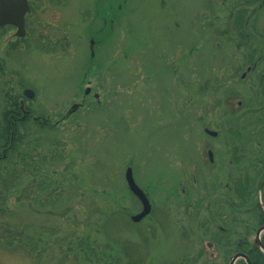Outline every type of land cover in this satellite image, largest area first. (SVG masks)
Wrapping results in <instances>:
<instances>
[{"label":"rangeland","instance_id":"rangeland-1","mask_svg":"<svg viewBox=\"0 0 264 264\" xmlns=\"http://www.w3.org/2000/svg\"><path fill=\"white\" fill-rule=\"evenodd\" d=\"M51 1L39 0L34 14L56 39L55 52L39 50L42 31L31 16L30 39L13 40L20 48L12 54L4 43L13 31L1 35L0 128L13 98L48 123L28 117L16 151L23 169L18 156L1 168L7 184L18 182L0 206V224L24 234L21 244L0 243V264H222L194 249L200 217L183 201H199L206 184L224 185L230 161L264 164L262 0L245 8L241 0ZM97 12L109 20L100 33ZM86 76L90 83L81 84ZM74 104L83 108L62 122ZM3 144L0 131V153ZM129 168L152 208L137 225L129 220L141 209L124 182ZM253 171L242 176L258 183L264 165Z\"/></svg>","mask_w":264,"mask_h":264},{"label":"flooded vegetation","instance_id":"flooded-vegetation-1","mask_svg":"<svg viewBox=\"0 0 264 264\" xmlns=\"http://www.w3.org/2000/svg\"><path fill=\"white\" fill-rule=\"evenodd\" d=\"M63 0H52L50 4L52 6H59ZM254 0H246L245 4H241L240 6L252 7L254 5ZM28 4V13L24 18V36L22 38H16V30L13 27H2L0 28V45H1V35L6 36L9 31H13V33L6 38L5 40V49L7 52L13 53L15 50L16 43H12L13 40L16 41H24L30 39L28 33L29 27V17L31 18V23H35L36 25H40V21L38 17L34 14L35 9L39 6V0H27ZM104 4V2H103ZM261 5H264L263 1ZM108 11V8H107ZM106 12V11H105ZM104 12V13H105ZM108 15L106 12L105 16ZM238 14L234 13L236 17ZM98 12L96 13V19L101 20L102 29H99V33L102 32L105 28H109V20L105 17H98ZM98 20V21H99ZM245 25V22L243 20ZM98 26V25H97ZM42 34L37 36L36 42L38 44H44L40 46V51L53 53L56 51V39L50 38L47 36L49 33H44L46 31L45 25L43 27L39 26ZM47 41V42H46ZM52 41V42H51ZM93 42V41H90ZM23 43V42H22ZM94 44V43H93ZM93 44L90 46V56L93 57ZM20 44H17L16 50ZM30 45V44H29ZM23 51H28V44H24ZM247 72H251V69H247ZM259 84L264 79V75L261 74L258 76ZM81 82L82 84H89L90 82L84 77ZM85 90V89H84ZM84 90H80L81 94L84 93ZM23 93V92H22ZM95 97V95L93 96ZM92 97V98H93ZM98 100V97H95ZM20 116L16 117V115L12 114L8 116V120L10 122L11 128L13 127L14 122H21L26 117H31V113L25 105L23 101L18 103ZM11 111L8 109L6 113H10ZM32 121H35L36 118L31 117ZM42 124H45L42 122ZM207 130H204V133ZM12 131H10V141H11ZM217 133L215 137H209L210 139H217ZM10 145V143H9ZM8 145V147H9ZM8 149L2 147L0 153V159H4L5 152ZM211 154V161L208 154ZM241 153H239L238 158H244ZM241 158V159H242ZM207 160L210 166H214V155L211 151H207ZM236 163L232 161L228 162V167L224 168L225 174H228L226 178V182L224 185L219 182L215 185L206 184L204 189L198 190L205 194L202 196L196 195L199 201L192 202L187 201L186 199L183 201V205L185 209L189 212L196 213L200 217V221H197V227L200 232V240H202L199 244L196 243L194 249L198 245H201L200 250H208L209 252H214L211 259L212 262H220L222 264H231L233 262V257L236 255L244 256L248 259L250 264H264V173H262L261 180L256 183L252 181L251 178H247L246 176H242V170H247L249 175H254L253 169L259 165L263 166V163H252L251 162H238L237 166H241V170L236 166ZM216 164V162H215ZM223 165V164H222ZM235 165V169L233 168ZM263 169V168H262ZM260 169V170H262ZM223 170V169H222ZM258 170L255 174V180L257 178ZM229 171V172H227ZM246 175H248L246 173ZM248 175V176H249ZM188 182H190L189 178H186ZM192 185L196 187L198 185L195 179L191 180ZM248 185L247 193H243L240 189V185ZM183 185L180 184V186ZM221 185H223L221 187ZM254 185V186H253ZM189 188V186H188ZM187 187H181L180 192L182 197H187L188 199V189ZM195 191H197L195 189ZM207 192V193H206ZM195 211V212H194ZM195 214V215H196ZM190 244V243H186ZM215 253L218 256H215ZM197 262L184 260L179 264H192ZM215 264V263H210ZM233 264H247V261L243 259V257L234 261Z\"/></svg>","mask_w":264,"mask_h":264},{"label":"trees","instance_id":"trees-1","mask_svg":"<svg viewBox=\"0 0 264 264\" xmlns=\"http://www.w3.org/2000/svg\"><path fill=\"white\" fill-rule=\"evenodd\" d=\"M241 2L243 4H245V0H241ZM236 9L239 10L240 6H236ZM240 11V10H239ZM237 18H236V25L237 27H239V29H242V26H244L243 23V16L239 14V12H237ZM12 102L9 101V110L11 111L10 113H5L3 114V119H2V127L0 128L1 131V140L4 143L3 144V148L8 149L7 152H5V157L4 159H0V206L9 198V191L11 189V187L15 186L17 184V182L15 184L13 183H9L7 184V180H4L3 177H5L4 175L2 176L1 174V168L3 165L5 164H10L11 160L15 157L18 156V162L17 165L18 167H20V169L22 170L24 165H25V156L22 157L21 154H18L19 152H16L18 150V146L20 145L21 141V136L19 135V131L21 129L24 128V126L29 123L28 120H30L28 117H26L23 121L21 122H14L13 127L11 128L10 122L8 120V116L14 114L16 115V117L20 116V111H19V105H18V100L17 99H11ZM11 103V104H10ZM32 121V120H30ZM42 120L40 119H36L35 121H32V124H34L35 126H39V127H44L48 122L44 121L42 124ZM10 131H12V136H11V141H10ZM10 143V145H9ZM9 145V147H8ZM2 149V148H1ZM22 172V171H21ZM6 176H8V170L6 171ZM19 177V175L16 173L15 175V179ZM41 186V185H40ZM254 186V185H253ZM248 185L244 184V185H240V189L242 190L243 193H247L248 191ZM43 190V189H42ZM1 210V209H0ZM17 228H12L10 226L7 225V223H3L0 224V243L1 246H12V245H6V244H10L13 242H19L20 244L23 242V234L24 232L22 230L17 231ZM23 248H26L27 245H17ZM28 246H32V245H28Z\"/></svg>","mask_w":264,"mask_h":264},{"label":"water","instance_id":"water-1","mask_svg":"<svg viewBox=\"0 0 264 264\" xmlns=\"http://www.w3.org/2000/svg\"><path fill=\"white\" fill-rule=\"evenodd\" d=\"M27 11V0H0V27L11 26L13 28H16V37L22 38L24 36V16ZM89 92L90 90L86 89L84 95H88ZM23 94L27 99L33 98V94L30 91H25ZM77 108V105H73L67 113L66 117H69L72 113H74ZM205 134L210 137L216 136L215 133H211L208 131H205ZM208 156L211 161V154L209 153ZM124 180L129 192L140 202L142 207V210L138 215L130 218L132 223L138 224L150 214L151 207L144 193L134 183L132 172L130 169H127L125 171ZM239 257H243L247 261V264H250L248 259L241 255L235 256L231 264H233L234 261Z\"/></svg>","mask_w":264,"mask_h":264}]
</instances>
